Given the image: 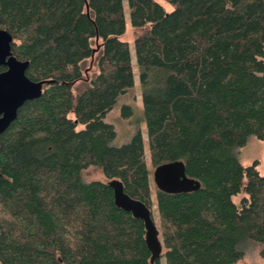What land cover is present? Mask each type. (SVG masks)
<instances>
[{
	"label": "trees",
	"instance_id": "1",
	"mask_svg": "<svg viewBox=\"0 0 264 264\" xmlns=\"http://www.w3.org/2000/svg\"><path fill=\"white\" fill-rule=\"evenodd\" d=\"M166 1L128 0L151 162L183 160L201 187L155 202L141 129L116 145L104 120L134 85L123 0H0L14 55L49 81L0 136V264H151L144 221L83 179L90 166L152 209L166 250L155 264H249L250 241L264 260V172L239 158L250 137L264 142V0Z\"/></svg>",
	"mask_w": 264,
	"mask_h": 264
},
{
	"label": "water",
	"instance_id": "2",
	"mask_svg": "<svg viewBox=\"0 0 264 264\" xmlns=\"http://www.w3.org/2000/svg\"><path fill=\"white\" fill-rule=\"evenodd\" d=\"M13 40V35L7 29L0 28V66L6 67V70L0 72V136L16 120L20 108L27 101L39 98L43 93V85L49 82L34 81L27 75L30 62L20 60L14 55ZM154 181L159 190L167 193L191 192L201 187L198 179L187 175L183 160L156 166ZM108 184L114 189L116 206L144 221L146 243L151 251V264H155L156 260L161 258L164 246L152 209L142 200L128 194L120 179L113 178Z\"/></svg>",
	"mask_w": 264,
	"mask_h": 264
},
{
	"label": "rangeland",
	"instance_id": "3",
	"mask_svg": "<svg viewBox=\"0 0 264 264\" xmlns=\"http://www.w3.org/2000/svg\"><path fill=\"white\" fill-rule=\"evenodd\" d=\"M162 3L165 9L170 12L173 10V6L167 2L166 0H157ZM124 7H125V19H126V33L121 36V38L125 41H128L130 44L131 49V56L133 62V71H134V85L133 87L125 94H122L115 105V107L107 114L104 118L106 122L113 123L117 130V137L114 140V144L122 145L127 143L131 140L134 133L138 128L141 129L144 137V144H145V151L146 156L148 159V168L150 171V180H151V188H152V196L154 201L157 200V190L158 187L154 181V170L155 166L151 162V154H150V146L149 140L147 135V123H146V116H145V109L142 97V88L140 85L139 79V68L137 64L136 58V50H135V34L134 28L131 23V16H130V8L128 5V0H123ZM99 41H94L95 48L97 47ZM83 70L84 76L83 79L77 81L74 84L75 90L83 89L88 82L93 79V77L98 72L97 67V53L89 59H87L83 63ZM123 104H131L133 108V114L131 117H124L122 115V105ZM239 158L244 165L251 164L254 160L259 161V170L264 172V142L252 136L249 138L247 144L239 150ZM83 179L85 181H93V180H100L104 182H108L109 179L104 175L101 169L90 166L83 172ZM246 194L244 191L235 197V201L240 203L242 197ZM158 224V221H157ZM159 225V224H158ZM260 246L253 243L252 241L244 243L243 249L246 252L245 259L242 263H263L264 260L260 255ZM164 248V252H165ZM162 264H166L165 260H162Z\"/></svg>",
	"mask_w": 264,
	"mask_h": 264
}]
</instances>
